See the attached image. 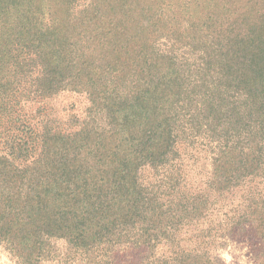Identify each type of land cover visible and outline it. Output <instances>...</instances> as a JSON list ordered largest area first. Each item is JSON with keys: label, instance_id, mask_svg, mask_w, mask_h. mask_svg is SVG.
I'll use <instances>...</instances> for the list:
<instances>
[{"label": "trees", "instance_id": "obj_1", "mask_svg": "<svg viewBox=\"0 0 264 264\" xmlns=\"http://www.w3.org/2000/svg\"><path fill=\"white\" fill-rule=\"evenodd\" d=\"M51 1L0 0V244L18 264L59 240L87 264H220L231 236L264 244V8L179 56L137 10L108 27L121 0ZM66 91L92 120L34 125Z\"/></svg>", "mask_w": 264, "mask_h": 264}, {"label": "rangeland", "instance_id": "obj_2", "mask_svg": "<svg viewBox=\"0 0 264 264\" xmlns=\"http://www.w3.org/2000/svg\"><path fill=\"white\" fill-rule=\"evenodd\" d=\"M90 1H78L77 4L85 5ZM54 2L44 0L45 4ZM73 2L75 1H72V7ZM120 4L124 6L121 18L115 17L113 21L111 17L108 27H125L127 21L137 18L136 14H132L137 10L140 19L147 24L146 29L152 41H156L162 50H175L179 56L197 54L206 44L209 45L212 33L221 31L224 24L239 20L235 25L236 29L242 24V20L251 21L252 16L264 8V0H121ZM246 13H251V17L244 18L248 16ZM203 26L208 33L202 31ZM127 32L128 30L122 34ZM91 108V100L86 92L66 91L47 102L45 115H35L33 124L43 126L49 123L53 128L74 134L92 120ZM29 109V112H36L34 106ZM197 156L201 158L198 164L204 161V157L210 160L207 155ZM51 244L48 258L41 264L89 262L65 241H52ZM146 255L144 252L132 254L133 257L124 264H142ZM217 256L220 264H264V244L253 240L250 234L231 236L225 247L218 250ZM0 264H18L17 259L3 244H0Z\"/></svg>", "mask_w": 264, "mask_h": 264}]
</instances>
